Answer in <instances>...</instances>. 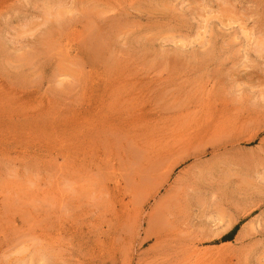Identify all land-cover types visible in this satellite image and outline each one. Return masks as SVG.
<instances>
[{"label":"rangeland","instance_id":"rangeland-1","mask_svg":"<svg viewBox=\"0 0 264 264\" xmlns=\"http://www.w3.org/2000/svg\"><path fill=\"white\" fill-rule=\"evenodd\" d=\"M0 264H264V0H0Z\"/></svg>","mask_w":264,"mask_h":264},{"label":"bare ground","instance_id":"bare-ground-1","mask_svg":"<svg viewBox=\"0 0 264 264\" xmlns=\"http://www.w3.org/2000/svg\"><path fill=\"white\" fill-rule=\"evenodd\" d=\"M98 31V30H97Z\"/></svg>","mask_w":264,"mask_h":264}]
</instances>
